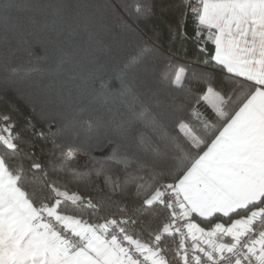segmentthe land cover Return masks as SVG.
<instances>
[{"label": "snow or ice", "instance_id": "6c2138e0", "mask_svg": "<svg viewBox=\"0 0 264 264\" xmlns=\"http://www.w3.org/2000/svg\"><path fill=\"white\" fill-rule=\"evenodd\" d=\"M15 4V0H0V10ZM153 7L145 0L133 10L150 16ZM179 7L175 25L169 26V43L192 40L203 57L195 59L210 70L212 78L183 107L161 110L158 101L146 97L128 77L150 67L160 83L172 89L182 85L186 68L174 71L172 54L154 55L163 32L141 38L112 70L113 78L120 81L119 103L127 110V119L113 123L122 140L131 133L138 145H151L155 151L161 146L180 150L178 137L190 148L198 142L197 130L184 113L203 129L211 126L206 143L196 149L191 172L166 179L162 169L112 138L106 141L105 147H112L107 157L94 155L95 149L85 151L65 136L75 123L91 128L90 119L78 121L79 113L62 124L53 118L36 129L30 123L21 125L15 105L2 107L0 264H264L260 197L231 203L227 181L213 171L241 152L264 154V0H198L195 4L186 0ZM187 16H194L199 25L194 22L191 36ZM63 27L70 25L64 22ZM183 54L187 55L186 48ZM3 67L19 71L12 62ZM241 85L249 86L248 95L234 103ZM26 134L50 144L49 152L60 154L61 166L51 161L46 166L25 152ZM78 152H83L86 164L95 166L108 189L104 197L61 190L67 187L62 177L80 170L64 167L79 163ZM124 178L131 179L132 189L121 199L119 182ZM68 201L88 209L87 218L75 212L64 214L62 204ZM109 207L115 210L105 211Z\"/></svg>", "mask_w": 264, "mask_h": 264}, {"label": "trees", "instance_id": "16d2710c", "mask_svg": "<svg viewBox=\"0 0 264 264\" xmlns=\"http://www.w3.org/2000/svg\"><path fill=\"white\" fill-rule=\"evenodd\" d=\"M146 2L154 5L150 16L144 11L137 13L133 10L135 4H145V0H15L12 9L0 10V108L8 109L15 105L18 109L16 119L21 125L30 123L36 129L44 128L45 122L53 118L62 124L65 118L79 113L78 121L90 119L91 128L75 123L65 136L85 151L95 149L94 155L107 157L112 147H105L106 141L112 138L121 147L162 169L166 179L174 173L185 174L196 162V149L206 143L211 126L203 129L197 119L184 113V118L197 130L194 135L199 137L198 142L190 148L178 137L180 150L161 146L159 151H155L151 145H138L131 133L127 140H122L113 123L114 120L127 119V110L119 103L116 90L120 81L113 78L112 70L141 38L152 37L157 31L163 32L154 55L172 54L175 57L174 71L186 68L182 85L172 89L167 84L162 85L150 67L128 77L141 93L158 101L161 110L172 112L174 108L183 107L191 96L199 92L206 79L213 76L195 59L199 54L192 40L169 43V26L175 25L180 15L179 5L186 0ZM64 22L70 28L61 30ZM194 22V16H187L189 36ZM196 26L199 27L198 22ZM211 47L209 45V51ZM185 48L186 56L183 54ZM199 59L203 57L199 56ZM9 62L19 71H5L3 66ZM172 72L170 69L168 74L172 75ZM248 91V85L237 88L234 103L242 102ZM200 108L203 110L204 106L200 105ZM166 123L171 128V121ZM76 132H79L78 136L74 135ZM26 136L27 141L22 145L25 152L32 153L46 166L50 161L57 167L61 166L62 158L58 152H49L50 144ZM78 162L64 164V167H79L80 170L62 177L67 187L61 190H70L69 194L74 191L78 195L104 197L108 189L97 177L95 166L86 164V161ZM46 170L50 171V167ZM119 183L121 199H125L123 193L132 189V181L124 178ZM258 202L264 207V196ZM131 205L129 200L128 206ZM62 206L64 214L75 212L85 218L89 214V210L78 206V202L72 204L68 201ZM114 210L111 207L105 209Z\"/></svg>", "mask_w": 264, "mask_h": 264}, {"label": "crops", "instance_id": "0c3cea01", "mask_svg": "<svg viewBox=\"0 0 264 264\" xmlns=\"http://www.w3.org/2000/svg\"><path fill=\"white\" fill-rule=\"evenodd\" d=\"M195 164L196 162L186 171L185 176ZM213 171L227 181L229 199L233 204L253 201L256 197L261 199L264 196V154L244 151L221 162Z\"/></svg>", "mask_w": 264, "mask_h": 264}, {"label": "rangeland", "instance_id": "374dc122", "mask_svg": "<svg viewBox=\"0 0 264 264\" xmlns=\"http://www.w3.org/2000/svg\"><path fill=\"white\" fill-rule=\"evenodd\" d=\"M76 159L78 161H81V162H85L86 161V157L84 156L83 152H78L77 156H76Z\"/></svg>", "mask_w": 264, "mask_h": 264}, {"label": "built area", "instance_id": "2783aa9c", "mask_svg": "<svg viewBox=\"0 0 264 264\" xmlns=\"http://www.w3.org/2000/svg\"><path fill=\"white\" fill-rule=\"evenodd\" d=\"M193 3L195 4V3H198V0H193Z\"/></svg>", "mask_w": 264, "mask_h": 264}]
</instances>
